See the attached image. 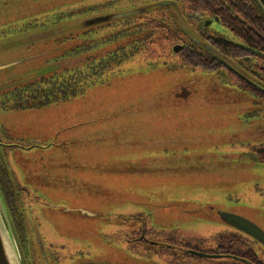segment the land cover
<instances>
[{"label":"rangeland","instance_id":"rangeland-1","mask_svg":"<svg viewBox=\"0 0 264 264\" xmlns=\"http://www.w3.org/2000/svg\"><path fill=\"white\" fill-rule=\"evenodd\" d=\"M157 1L0 0V99L6 101L36 75L47 77L50 69L41 68H54L49 64L72 43L67 39L62 44L65 37L60 35L40 39L38 29L58 21L40 26L39 18L68 4L96 2V11L106 13L67 21L96 27L110 21L102 20L110 13L144 8L131 23L117 21L118 26H113L114 30L135 27L138 32L146 31L142 49L126 65L120 64L122 69L105 71L95 79L81 75L86 85L81 84L79 92H68L51 104L44 103L46 98L44 104L32 107L40 100L25 97V107L0 113V127L11 132L14 142L46 145L17 148L5 157L17 185H27L32 191L36 181L49 196L38 195L62 204L38 207L31 197H21L25 210L41 221L45 252L54 257L50 264H70L67 247L73 257L88 249V258L108 256L133 264H157L149 257L129 254L113 235L106 239L99 235L102 227L111 233L117 224L115 215L124 211L144 210L155 232L204 233L210 243L223 226L212 208L240 214L264 230V163L254 160L255 150L264 142V105H250V93L235 86L234 77L228 76V83L215 73L189 69V62L178 66L183 60L171 47L178 40L176 30L181 29L174 28L170 18L164 26L167 10ZM181 1L180 13L174 7L168 8L169 13L177 18V27L193 31V19L181 11L195 7ZM26 23L34 26L24 28ZM205 26L226 33L215 21ZM106 47L101 44L94 54H103ZM53 72L60 75L53 69L52 78ZM180 86L188 88V97H199L201 102L169 101L173 89ZM258 122L263 127L260 133ZM6 137L0 135L1 140ZM97 242L113 245L98 247L100 254L97 248L92 251ZM202 260L201 264H230L223 259Z\"/></svg>","mask_w":264,"mask_h":264},{"label":"flooded vegetation","instance_id":"flooded-vegetation-1","mask_svg":"<svg viewBox=\"0 0 264 264\" xmlns=\"http://www.w3.org/2000/svg\"><path fill=\"white\" fill-rule=\"evenodd\" d=\"M175 2L176 5H164L167 11L166 18H164V21H162V23H164V26L167 25V18H170L171 24H174L175 26L174 28L181 29L176 30L178 35L176 40H178L175 44H172L171 47L172 50H174L173 47H177L174 51L176 53L178 52L179 60H183L177 62L176 64H178V66H186L188 63L186 64L185 61H191L190 59L197 56L199 59L204 60V67L206 66L207 68H202L199 66L196 67L193 65V63H195L193 61V63L189 62L191 63L189 64L190 66L186 67H188L189 69H198L202 72L216 73L221 77V80L228 83L231 81L229 79L227 80L228 76L234 77L236 79V83L234 85L238 86L239 88H243L248 93H250V98L247 99L250 102V105H264V75H262L264 74V72L261 71V69H258L257 67L255 68L250 64L253 62L252 58H255V56H253V54L246 53V51L250 50H246V44H244L241 40H239L235 35L231 33V30L228 27V23L219 21V19L212 13L209 17L206 16L208 18L204 19V17L202 18L204 13L197 16V14H195L193 11H183L182 9L181 13L184 14L187 19H193V23L195 24V26L193 25V31H184L182 30L183 25H179L177 27V18L174 20L171 17L172 13H169V7H174L175 11H177V13H180L179 5H183L182 1L180 0V4L177 1ZM141 13H143V10H141V12L137 14ZM213 21L217 22L219 25H222L224 29H226V33L209 31L207 29L208 27L205 25L206 23L211 24ZM86 27L87 26H83V29ZM231 42L235 43V45L237 44L238 47L244 48L245 50L239 49L236 51H231L229 47ZM250 52H252V50ZM171 64L172 65L169 64L168 66L174 67L173 62ZM176 64L175 66H177ZM44 66L45 67L41 69H50L48 76H43L39 79V76L37 77L36 75L35 77L31 78L30 86H33L34 83H38L40 80L44 81L45 79H48L50 80V82L53 81L54 72L53 78L51 75V71H53V68L48 65ZM206 69L209 70L207 71ZM55 70L56 69H54V71ZM94 70L99 74H103L105 71H111V69ZM80 79H82V76L80 77ZM81 84L86 85V82L82 83L81 81H79V88H81ZM35 93L38 94L40 92L35 91ZM188 100L186 99L183 101L188 102ZM47 101L48 102H45L46 104H51L54 100ZM23 104H25L24 100L17 99L14 96L13 99L9 98L8 101L0 99V113L11 111L13 109H19V106ZM36 104L37 105L30 106L37 107L44 103L43 101H40V103ZM20 107L23 108L25 106L23 105ZM261 124L262 122H258L256 125V127L260 126V128L257 129L259 133L261 132V128L263 130ZM0 135L7 136L3 140L0 139V192L6 207V211L10 217L11 224L14 229V233L20 249L24 251V264H28V256L30 253H32L33 255L36 254L37 259H39L40 257V264H42V251H44L46 258L48 259V264H50L49 259L51 258V260L53 261L52 258L54 257H48L45 252V243L42 242V237L40 236L41 231L39 229L41 221L34 217H31L28 211L25 210L21 197L22 195H24V197H31L38 207H41L42 205L61 207L60 205L62 204H52L50 202H47L46 198H43V195H38L36 192L45 194V196H49L48 194H46L48 191L44 190L42 185L36 181L33 182L34 184L32 183L34 187L32 191L27 185H23L21 183L17 185L14 181L5 157L7 153H12L17 148L25 149L39 146H42L41 148H44L46 145L37 142L30 143L28 145L14 142L12 140L13 136L11 132L4 129L3 127H0ZM254 160L256 159L254 158ZM21 175H23L22 172ZM199 197L205 199L203 194H199ZM205 200L208 201L210 199L207 198ZM132 207L138 208L134 206ZM136 211L137 212L122 211L123 213L116 214L114 222H116L117 224L111 227V230H109L111 231V233L103 232L102 227L99 231V235L101 234V236L105 239L112 238L111 235H113L116 243L124 248L129 254H135L140 257H149L150 261L157 264H201V262H203V258L223 259L230 262V264H264V242L252 237L245 231L240 230L232 226L228 222L222 220L220 215L221 212H229L245 218L240 214L228 210H217L216 208H212V212L214 211L215 215L219 217V219L223 222V226H220V228L222 229L217 231V235L214 236L216 241L214 243H210L209 241H207L208 237L204 233H196V235H183L182 231L179 232V234H177L178 232L176 231L175 233H161L158 231L155 232L154 228L151 225L150 219L147 215L144 214V210ZM105 218L107 217L105 216ZM258 227L264 232V230L259 225ZM226 229L228 231H226ZM57 234L58 233H56V235ZM112 245L113 244L110 243L106 245L105 242H97L95 244V249L93 247L92 251L95 250L96 252L97 248V250H99L98 253L101 254L102 249L100 248L105 249V247H111ZM67 248V251H69L67 260L70 262V264H90L94 262L133 264L123 258H121L120 261L114 259L111 260L108 256L88 258V249L84 252L80 250V257H73V254L70 253L71 249L69 247Z\"/></svg>","mask_w":264,"mask_h":264},{"label":"trees","instance_id":"trees-1","mask_svg":"<svg viewBox=\"0 0 264 264\" xmlns=\"http://www.w3.org/2000/svg\"><path fill=\"white\" fill-rule=\"evenodd\" d=\"M142 1L145 2L146 0ZM184 1L193 4L195 9L193 8L192 11L197 14V16L203 13H208L210 16L212 13L219 19V21L228 23L231 33L246 44V50H252L253 53L246 51L247 54H253V56H255V58H252L253 62L250 64L264 72V14L255 0ZM95 5L96 2H86L73 5L68 4L65 7L55 8L56 10H54V12H50L45 17L43 16L39 18L40 26L45 25L48 21H58L57 24L49 26L45 25L38 29L37 35L40 39H47L51 36L60 35V38L65 37L61 42L62 44H64L67 39L71 40L72 43L68 48H63V56L57 57L54 59L55 62L50 64L53 65V69H58L60 71L59 76L56 77V75H54L53 81L51 82L50 80L45 79L44 81L40 80L38 83H34L33 86H30V83L25 84L20 90H16L12 93L14 97L17 99L28 97L30 99L40 100L41 102L46 98L50 101L64 98L66 96L65 94L68 92L74 94L81 90L78 85L81 80V75H85L88 78L95 76V79L96 76L101 75V73H96L97 71L94 69H122L119 67L120 64L123 66L126 65L127 60L129 62L130 58L137 54L136 51L142 49L143 41L146 39V31L142 32L141 30L139 31V34L137 31L139 28L118 27L117 30L115 29V32L113 27L116 25L118 26L117 21H120L121 24L131 23L137 14L115 19L116 21L113 19L110 21H103L96 27L92 26L84 29L83 26H78L72 23L74 21L70 23L67 22L68 20L77 21L81 17H94L106 13L96 11ZM73 9L76 11H71ZM39 15H42V13H39L37 16ZM49 15H53V17L51 19H46ZM28 26L34 25L26 23L23 27L25 28ZM77 26L79 27V32L78 30H72L77 28ZM100 28L102 30H96ZM69 29L71 30L67 35L63 34L65 30ZM94 34L101 35L97 37L96 35L94 36ZM85 35L86 38L84 37ZM101 44L107 46L106 49L102 52L103 54L95 55L94 53ZM229 47L231 51L239 49L245 50L244 48L238 47V45H235L233 42L230 43ZM190 60L191 61L187 60L186 63H192L193 61L195 62L193 63L194 66L207 68L206 66L204 67V60L199 59L197 56ZM206 70L208 71L209 69ZM91 82H94V80ZM35 91L40 93L36 94ZM47 100H45L44 103L48 102ZM254 158L257 161L264 163V142L260 143L255 150ZM20 252L21 254L23 253V259L24 251L20 249ZM28 258H31V260L33 259V264H40V257L37 259L36 254L33 255L30 253Z\"/></svg>","mask_w":264,"mask_h":264},{"label":"water","instance_id":"water-1","mask_svg":"<svg viewBox=\"0 0 264 264\" xmlns=\"http://www.w3.org/2000/svg\"><path fill=\"white\" fill-rule=\"evenodd\" d=\"M259 8L264 14V0H255ZM176 5L174 0H159L157 1L158 6L164 5ZM144 8L142 7H135L131 9H126L119 12L110 13L106 15L102 20H111V19H119L122 17L131 16L141 12ZM101 18V17H100ZM99 19V18H98ZM217 19V18H215ZM207 24V23H206ZM176 50V46L173 47ZM227 64V63H226ZM1 68V67H0ZM189 90L186 86H180L178 88L173 89L172 97H169V101L172 103H186L183 100L194 99L198 102H201L199 97H188ZM189 101V100H188ZM80 212H88L86 210H80ZM221 219L228 222L232 226L245 231L247 234L251 235L252 237L263 241L264 242V232L254 223L245 219L241 216L235 215L229 212H221ZM19 244L16 239L14 229L12 227L9 215L6 211V207L0 192V264H24L22 259V254L19 249ZM42 264H48V259L45 256L44 251H42ZM90 264H118V263H99L94 262Z\"/></svg>","mask_w":264,"mask_h":264}]
</instances>
